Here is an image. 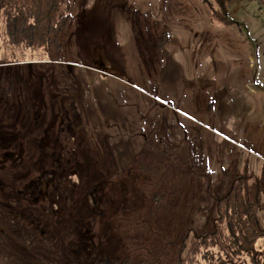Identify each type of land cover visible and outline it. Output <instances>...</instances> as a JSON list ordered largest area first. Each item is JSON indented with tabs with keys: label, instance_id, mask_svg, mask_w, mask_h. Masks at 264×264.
<instances>
[{
	"label": "rangeland",
	"instance_id": "374dc122",
	"mask_svg": "<svg viewBox=\"0 0 264 264\" xmlns=\"http://www.w3.org/2000/svg\"><path fill=\"white\" fill-rule=\"evenodd\" d=\"M68 7L58 54L0 39V264H140L211 224L225 169L264 165V7Z\"/></svg>",
	"mask_w": 264,
	"mask_h": 264
},
{
	"label": "trees",
	"instance_id": "16d2710c",
	"mask_svg": "<svg viewBox=\"0 0 264 264\" xmlns=\"http://www.w3.org/2000/svg\"><path fill=\"white\" fill-rule=\"evenodd\" d=\"M257 1L264 7V0ZM221 5V13L213 10V17L230 26L233 20L224 2ZM69 21L68 0H0V39L9 45L58 54ZM154 151L164 156L169 154L170 148L160 146ZM242 163V172L237 164L222 172L220 188L210 210L209 226L185 231L178 244L165 246L157 257L152 251L138 248L144 249L141 255H145L140 264H264V251L257 248L258 241L264 238V165L256 173L249 158ZM141 167L147 171L153 168ZM207 189L210 192V188ZM154 201L158 203L159 199ZM85 264L135 262L132 258L113 262L101 258Z\"/></svg>",
	"mask_w": 264,
	"mask_h": 264
}]
</instances>
